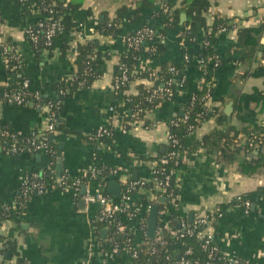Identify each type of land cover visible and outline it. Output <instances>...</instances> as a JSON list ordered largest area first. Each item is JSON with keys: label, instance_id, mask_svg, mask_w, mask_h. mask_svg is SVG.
<instances>
[{"label": "crops", "instance_id": "1", "mask_svg": "<svg viewBox=\"0 0 264 264\" xmlns=\"http://www.w3.org/2000/svg\"><path fill=\"white\" fill-rule=\"evenodd\" d=\"M134 1L137 0H82L80 7L70 12L76 27L62 32L56 38L53 49H43L37 54L25 34L26 27L35 24L40 18L34 0H30L26 7L14 0H0V44L8 42L22 58L31 90L39 92L43 98H57L56 84L76 69L78 43L95 40L98 51L110 53L99 79L86 88L66 91L59 121L67 131L55 130L52 133L57 148L58 143L62 144L60 170L72 177L79 176L88 167L89 157L95 150L100 152L101 159L107 164L124 167L127 176L133 170V179H149L152 163L136 160L133 155H156L167 141V121L181 112L184 104L185 93L179 91L173 100L165 101L146 112L145 117L151 122L150 128L144 127L142 121H135L129 129H123L124 117L129 114V109L122 97L115 93L112 71L126 50L125 36L145 23L165 31V35L157 34L155 40L163 42L166 50L154 59H147L141 54L134 69L135 74L147 70L158 73L163 63L179 64L183 46L180 41L183 25L178 24L168 30L164 27V16L153 18L162 7L163 0H153V6L143 9L141 18L136 21L130 20L128 11H125L115 35H104L98 31V24L105 16L114 18L118 8H131ZM203 16L206 26L213 22L215 16H220L233 18L237 27L259 28L258 32H252L254 41L247 43L257 45L253 53L238 47L235 28L215 33L214 56L222 62L219 67H213L210 63L213 95L207 104L218 108L222 125L217 124L214 116L203 121L186 136V147L200 141L214 128L231 126L238 131L237 134L249 130L264 133V102L257 103L251 99L246 102L240 97L254 90H263L264 87V76L251 74L260 63L263 50L264 0H209ZM204 33V26L197 24L194 36L198 42ZM63 43L67 49L61 54ZM193 47L196 50L198 48L196 45ZM184 73L191 90L203 81L205 70L192 62L184 69ZM13 78L0 50V86H6ZM138 82L146 85L152 83L146 78H138L130 84L127 93L135 94V84ZM0 102V126H8L17 135L31 130L41 131L48 123V112L43 107ZM109 106L117 111L111 113ZM109 124L114 127L113 146L100 147L99 142L92 146L82 136ZM238 146L240 153L230 161L218 156L216 150L209 154L201 147L181 153L182 162L175 175L177 203L169 201L166 215L175 214L187 219L188 212L203 214L216 210L220 204L228 205L221 210L222 215L215 228L216 245L225 256L238 264H264V169L244 173L239 167L241 161H256L264 152L252 153L254 148L249 150L243 145ZM118 151L128 152L131 158H124ZM49 164V158L44 153L24 148L18 153L8 154L0 147V212L4 205L12 212V216L2 219L0 234L5 239L15 240L17 254L28 264H128L129 258L125 252L112 256L103 248V241L108 239L107 228L103 226L98 229L94 225L96 205L84 202L81 207V197L75 200L69 191L58 189H50L42 194L33 193L22 203L19 202L20 182L36 168L48 167ZM56 164L55 170L59 172ZM159 199L151 188L147 191L138 190L133 197L134 201L142 205L156 203L154 205L157 207ZM241 200L250 203L247 211ZM134 236V243L143 240L140 232ZM13 260L14 257L11 262Z\"/></svg>", "mask_w": 264, "mask_h": 264}, {"label": "trees", "instance_id": "2", "mask_svg": "<svg viewBox=\"0 0 264 264\" xmlns=\"http://www.w3.org/2000/svg\"><path fill=\"white\" fill-rule=\"evenodd\" d=\"M14 1L22 3L25 7L28 6L30 2V0ZM81 3L82 0H34V7L38 9L40 13V18H38L37 22L41 21L43 23H50L51 20H58L59 25V29L56 30V33L53 35L50 45L44 44L41 34L39 35L37 44H33L26 35L35 53L40 54L43 49H53L56 44V38L61 36L62 32L70 31L76 27V22L70 12L79 8ZM176 5L177 0H163L162 7L154 14L153 18L164 16V27L168 30L175 28L178 24L183 25V28L180 31V41L183 43L180 63H163L158 73L151 70L143 71L140 74L134 73L136 63L141 54H144L147 59H154L159 58L166 50V45L163 42L155 40L157 34L158 36L165 35V31L158 30L152 24L145 23L142 24L140 28H150L153 32L152 35L146 37L142 43L137 45V47L132 45L128 46L126 44L125 52L120 55L119 61L113 67L112 71V83L114 78L121 77L123 71L126 75L124 82L115 91L117 96L119 95L122 97L124 105L129 109V114L124 117L125 130L129 129L135 121H142L144 127L150 128L151 122L145 117L146 112L165 101L173 100L174 96L179 93V91L185 93L184 104L181 108L182 113H176L166 123L168 136L166 143L163 144V147L154 156L146 154L133 155L136 160H140L144 163L151 162L153 164L155 170L157 171L154 174L156 179L163 180L165 175H169L168 184L164 187V191L162 192L165 197V202L160 201L158 203V209L161 211L167 208L171 197H174L175 203H177L176 197L178 195V191L175 182V175L182 162L181 153L195 151L201 147L209 154H213L214 150L218 151V156L226 161L233 160L234 157L240 153L239 146L235 140L238 131L231 126L227 128H214L209 133L204 135L200 141L195 142L190 147L185 146V139L188 133L208 118L214 116L217 124L222 125L223 120L219 114L218 108L207 104L208 99H210L213 95V75L209 59L214 56L215 33L222 28L226 31L232 29L234 19L215 16L213 22L209 26H206L204 24L203 13L209 6V0H180L179 5ZM152 6L153 0L134 1L131 8L122 6L116 10L114 18L109 19L105 16L99 22L97 29L101 34L115 35L118 31L120 18L125 11H128V17L130 20L136 21L141 18V12L143 9L150 8ZM181 13L186 14V20L182 23H180L179 20ZM43 15L45 17H51V19L45 18ZM197 24L203 25L205 28L204 37L199 42L194 36L195 26ZM30 27L33 31L38 29L36 23ZM235 29L238 47L253 53L257 44L247 43L254 41L252 38V32H258L259 28L239 26L235 27ZM136 31L137 30L129 32L125 38L133 36ZM194 45L198 46L197 50L193 47ZM6 46L7 48L4 52L1 46L0 50L3 53L6 65L10 69L14 78L6 86H0V99L5 101V94L16 93L25 89L27 90V94L24 97V101L20 104L22 106L30 105L38 107V105L42 103H51L48 116L51 117L55 130L58 132L67 131L63 123H60L59 121V112L61 110L62 101L65 97L66 91L86 88L92 84V82L99 79L104 73L105 60L109 58L110 53L108 51H98L95 40L78 43L75 55L76 69L69 75L62 77L56 84L58 97L55 99H47L43 98L39 92L31 90L29 78L24 72V63L22 58L16 54L8 42ZM66 49L67 45L63 43L60 47L61 54L64 53ZM198 60H201L203 63L205 75L203 82L190 90L188 86L189 82L185 77L184 69L190 63ZM221 62L222 61L219 60L216 67H219ZM251 74L254 76H264V66L259 63L253 69ZM138 78H146L149 81H152V83L150 85H146L142 82H138L135 84L137 92L135 94L127 93L130 84ZM25 81H27L28 88H23V83ZM158 85H162L163 87L161 97L153 96V90H155ZM35 95H37L38 98H36ZM240 97L242 101L247 102L251 99L257 103L258 101L262 103L264 102V91L254 90L252 93L242 94ZM218 100L221 101L222 98H218ZM7 103L16 104L13 102ZM114 105L117 109V104L114 103ZM0 129L12 131L11 128L5 125L0 126ZM97 130L98 129H95L91 133L82 136L92 146H94L96 142L100 143V147L113 146L114 127L110 124L105 126V129L103 131L101 130L99 135L97 134ZM38 132L42 131L38 130ZM47 135V156L50 164L48 167L36 168L33 171V173H37L36 179L42 182L44 188L53 184L58 190L64 191L65 188L69 187L70 193L76 200L81 195L82 185L93 175V178L103 186V190L107 194H109L108 184L114 181L120 184V194H131L136 192V189L126 192L127 184H121L118 180L119 178L116 176L117 172L125 168L107 164L101 159L99 151L97 152L92 150V154L89 157V167L84 176L71 178L64 170L56 172L55 164L57 146L52 132H47ZM28 136L29 132L16 135L15 140L17 141V145L20 146V150L12 154L18 153L24 148H28V146H25L22 142V139ZM10 143H12L10 138L6 136L0 137V146L6 147L9 146ZM118 153L128 160L131 158L128 152L123 153L122 151H118ZM161 159H164L165 162H161ZM239 165L240 170L244 173H250L260 168L264 169V153L261 154L256 161L248 162L247 160H243ZM132 173L133 170L128 172V180H138L133 179ZM27 179L28 181L33 180L31 173ZM57 179H60V181L57 182ZM145 185L154 191L152 182L145 183ZM33 193H35V191L28 193V195L30 196ZM28 195L23 197L20 192L19 202L22 203L25 201L29 197ZM243 203L244 201L241 200V204ZM139 205H141L139 201H134V205L131 206V209L132 207ZM227 207L228 205L220 204L217 206L215 213H206V218L212 220V222H210L212 227H218L216 214ZM10 216H12L11 209H8L4 213L0 212V219ZM194 216L195 214H193L191 220H185V223L192 227V233L185 234L182 237H179L178 233L174 234V231L180 227L179 216L175 214L170 215V228L168 229L167 227H163L157 229L152 238H148L146 236V219L145 226L139 225L138 228L143 235V240L149 244L139 246L132 243L135 237L132 232L127 231L125 234H117L114 230V224L112 222L96 221L94 222V225L98 229L105 226L107 228V238H113L111 240L107 239L106 241H103V248L105 250H109L114 244H117L120 251L126 249L131 264H171L178 260L179 255L186 258L189 261V264H229L223 258L224 254L216 245L214 238L209 239L205 248L203 247L205 237L200 236L199 233L203 231L205 224H198L197 226H194ZM144 217H147V212H144ZM154 239H157L158 242L154 243ZM3 244L4 247L2 249V254L5 260L10 262L9 264H28L25 259L17 254L15 240L13 238H6ZM212 247H216V249L210 252ZM187 249H190V252L185 254L184 252ZM133 251H136L135 256H132ZM12 257H14L13 262H11Z\"/></svg>", "mask_w": 264, "mask_h": 264}, {"label": "built area", "instance_id": "3", "mask_svg": "<svg viewBox=\"0 0 264 264\" xmlns=\"http://www.w3.org/2000/svg\"><path fill=\"white\" fill-rule=\"evenodd\" d=\"M23 1V0H20ZM38 11V9H36ZM39 12V11H38ZM43 17H45L43 15ZM48 19H51V17H45ZM36 25L38 26V29L36 31H33L32 28L30 26L26 27L25 29V34L28 36V38L30 39V41L33 44H37L38 40H39V35L41 34V37L43 38L44 44L45 45H50L51 43V39L53 37V35L56 33V30L59 29V25H58V20H51L50 23H43L41 21L36 22ZM237 27L236 22H233V28ZM136 33L133 36H128L126 38H124V41L126 42L125 44L132 45V46H136L140 43L143 42V40L152 35V30L148 27H142V28H138L136 29ZM218 31H226L225 29H220ZM0 46L3 49V52L6 50L7 46L4 43H1ZM3 54V53H2ZM4 56V55H3ZM211 65L217 66L219 60L216 56H212L209 59ZM200 66L203 67V63L201 60L196 61ZM259 62L261 65L264 66V44H263V50L261 51V56L259 58ZM173 69V68H171ZM126 78L125 72H122V75L120 78H114L113 79V87L114 90L116 91V89L124 82ZM203 81H201L202 83ZM200 83V84H201ZM28 87L27 85V81H25L23 83V88ZM162 90L163 87L162 85H158L156 87L155 90H153V96H158L161 97L162 96ZM168 91V90H167ZM263 91H264V87H263ZM169 94H171L170 92H168ZM27 94V90H21L18 91L16 93H11V94H5V98L6 100L4 102H13L16 104H20L24 101V97ZM36 98H38L37 95H35ZM0 101H3L0 99ZM39 108H45L47 112H49L50 107H51V103L47 102V103H42L38 105ZM109 111L111 113H115L117 110L113 107V106H109ZM264 121V118H263ZM124 122H123V129H124ZM97 134L99 135L101 130L103 131L105 129V126L102 127H98L97 128ZM125 130V129H124ZM42 132H38V130H31L29 132V136L22 139V142L24 143L25 146H28V148L34 152H38V153H44L47 155L48 152V145L46 144V140L48 138L47 132H55V128L54 125L51 121V117L48 116V123L46 124L45 128L43 130H41ZM16 133L13 131H9V130H1L0 129V137L6 136L8 138H10L12 140V143H10L9 146L3 147L0 146L1 149L5 152V153H14L20 150V146L17 145V141L15 140L16 138ZM236 143L237 145H243L246 147V149H253L256 147H262L264 148V133L255 131V130H249L247 132H239L236 135ZM161 162H165L164 159H161ZM89 167V165H88ZM88 167H86V169H84L81 174L79 176H84L87 172ZM116 172V171H115ZM157 171L155 170L153 164L151 165V177L149 179H138V180H134V181H130L127 178V170L126 169H122L119 172H117L116 176L117 178H119L121 184H127V188H126V192H130L133 189H136V192L139 191H147L148 187H146L145 183L148 182H152L153 183V188L155 191V195L156 197L159 198H165L164 195L162 194V192L164 191V187L168 184L169 181V175H165L163 180H159L156 179V177L154 176V174ZM69 175V174H68ZM70 176V175H69ZM76 176V177H79ZM31 177L33 180L28 181L27 178H24L21 182H20V192L21 195L23 197H26L28 195V193L35 191V193L37 194H42L45 193L46 191L50 190V189H57V187L55 185H50L46 188H44L42 182H40L39 180H37V173H32ZM71 178H76V177H72ZM60 179H57V182H59ZM84 187V191L81 192L80 197L84 200L85 204H93L97 206V213L94 216L93 222H102V221H107V222H112L114 224V230L117 234H125L127 231L132 232L133 234H135L136 232H140L138 226H145L146 224V219L148 218V213L150 211V208L152 205L156 204V203H146L144 205H139V206H135L132 207L131 206L134 205V194L136 193H121L119 194V196H113L111 194H107L104 192L103 190V186L101 184H99L94 178L93 175L91 178H88L86 180V182L83 184ZM64 191H69V187L65 188ZM170 201L175 202L174 197H171ZM244 208L245 211L248 210L250 203L248 201H244ZM9 209L8 206H3L1 209V212L4 213L5 211H7ZM144 212H147V217H144ZM211 214L215 213L216 210H210L208 211ZM207 213V212H206ZM206 213L203 214H196L195 220H194V226H197L198 224L204 225L205 227L203 228V231H201L199 233L200 236H204L205 237V241L203 243V247L205 248L206 244L208 243V240L211 238H214L215 236V228L212 227L210 225V222H212V220L207 219L206 218ZM222 212H218L216 214L217 219H219V217H221ZM180 218V227L177 228L174 231V234L178 233L179 237L184 236L185 234H191L192 233V227L188 226L185 223L186 217H179ZM2 219H0V223H1ZM157 226H156V230L163 228V227H167L168 229L171 226V220L169 218V216L166 215V209H164L163 211L159 210L157 211ZM155 230V231H156ZM141 233V232H140ZM155 234V233H154ZM113 238H108V240H111ZM5 238L0 234V264H9L8 261L5 260V258L3 257L2 254V249L4 247V242ZM128 240V239H127ZM129 241V240H128ZM135 240L133 239L132 243L136 246L139 245H145V244H149L147 242H145L144 240H142L139 243H134ZM154 243H157V239H154L153 241ZM216 247H212L210 249V252H212L213 250H215ZM123 252H125L129 258V255L127 253L126 249L122 250ZM118 249L117 244H114L111 249L106 250V252L109 255L115 256V254L122 252ZM190 252V249L185 250V254H188ZM136 251L132 252V256H135ZM223 258L229 263V264H238L237 262H235L233 259L223 255ZM128 264H131L130 261ZM171 264H189V261L184 258L183 256L178 257V260L174 263Z\"/></svg>", "mask_w": 264, "mask_h": 264}, {"label": "water", "instance_id": "4", "mask_svg": "<svg viewBox=\"0 0 264 264\" xmlns=\"http://www.w3.org/2000/svg\"><path fill=\"white\" fill-rule=\"evenodd\" d=\"M186 19V14L185 13H181L180 15V23H182L184 20ZM0 108H1V102H0ZM182 113V112H180ZM61 143H58V150L56 153V169L57 171H59L61 169V164H60V160H61ZM259 152H264V149L262 147H257L254 148L252 153H259ZM36 157H38V155H35ZM134 178L136 177V173L134 174ZM84 185H82L81 187V192L84 191ZM108 193L112 194L113 196H119L120 194V188L118 183L116 182H110L108 184ZM159 201L161 202H165V198H160ZM79 206L83 207L84 206V200L81 198L79 200ZM157 211H158V207L157 205H152L150 208V211L148 213V218H147V224H146V236L148 238H152L154 236L155 230H156V221H157ZM193 217V214L191 212L187 213V219L191 220ZM179 257V256H178Z\"/></svg>", "mask_w": 264, "mask_h": 264}, {"label": "bare ground", "instance_id": "5", "mask_svg": "<svg viewBox=\"0 0 264 264\" xmlns=\"http://www.w3.org/2000/svg\"><path fill=\"white\" fill-rule=\"evenodd\" d=\"M74 78V77H73ZM84 84V83H83ZM28 88V87H27ZM23 89V88H22ZM21 105V104H20ZM6 129V128H5ZM29 196V195H28Z\"/></svg>", "mask_w": 264, "mask_h": 264}]
</instances>
